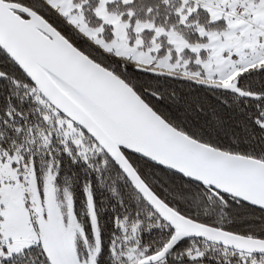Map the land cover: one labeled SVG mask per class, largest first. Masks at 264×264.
Instances as JSON below:
<instances>
[{"label": "snow or ice", "instance_id": "6c2138e0", "mask_svg": "<svg viewBox=\"0 0 264 264\" xmlns=\"http://www.w3.org/2000/svg\"><path fill=\"white\" fill-rule=\"evenodd\" d=\"M0 264H264V0H0Z\"/></svg>", "mask_w": 264, "mask_h": 264}]
</instances>
